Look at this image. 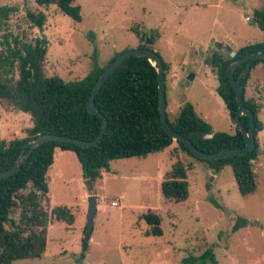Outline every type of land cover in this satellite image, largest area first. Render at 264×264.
<instances>
[{
  "label": "rangeland",
  "instance_id": "1",
  "mask_svg": "<svg viewBox=\"0 0 264 264\" xmlns=\"http://www.w3.org/2000/svg\"><path fill=\"white\" fill-rule=\"evenodd\" d=\"M75 4L80 6L81 22L60 15L54 6L39 8L35 0H0V6L17 8L7 31L23 41L44 38L45 76L65 82L85 78L94 62L102 68L116 54L145 44L133 28L148 36L156 30V42L146 45L169 66L164 78L168 120L173 121L187 102L213 133H233L215 91L216 77L205 60L220 42L229 40L236 49L264 40V33L245 21L249 8L240 0H75ZM27 11L46 14L42 29L29 26ZM259 79L247 80L245 100L258 102ZM258 119L264 123V109ZM31 125L29 115L0 103V139L24 137ZM257 139L263 150L253 163L257 190L247 197L239 194L229 166L214 173L175 141L146 158L110 162L109 171L92 190L85 185L77 159L56 150L46 173L49 202L43 206L49 214L53 207H68L73 224L51 217L43 256L12 264H191L193 260L205 264L199 257L208 249L217 264H264V129ZM176 162L189 169V197L179 204L163 200L160 192ZM90 196L95 197L96 211L82 257ZM149 211L161 218V237L146 235L142 215ZM19 215L15 208L10 218L17 221ZM240 220L247 224L232 231Z\"/></svg>",
  "mask_w": 264,
  "mask_h": 264
},
{
  "label": "trees",
  "instance_id": "2",
  "mask_svg": "<svg viewBox=\"0 0 264 264\" xmlns=\"http://www.w3.org/2000/svg\"><path fill=\"white\" fill-rule=\"evenodd\" d=\"M262 1V7L253 11L250 23L264 33V0ZM35 3L39 8L54 6L60 15L67 16L74 22H81L80 6L75 4V0H35ZM16 11L14 6H0V32L4 33L0 43V103L29 115L32 125L27 128L24 137L8 141L0 139V172L11 168L22 152L25 157L15 174L0 181V264L40 259L45 252L47 226L51 217L57 222L73 224L74 218L68 207H53L49 214L43 206V203L49 202L46 173L53 164L56 149L75 156L85 185L88 190H92L96 181L102 178L103 172L109 171L110 162L146 158L150 154L164 151L174 142L163 130L159 119L156 66L146 58L132 56L116 68L95 97L97 110L107 120L106 131L99 143L92 147H80L67 142L48 141L36 147L26 157L31 143L43 135L65 136L84 141H92L98 136L102 119L87 111V102L100 75L120 53L102 68L94 62L91 71L81 80L65 82L58 76L46 77V40L36 38L23 41L7 31L8 21ZM25 17L32 28L42 29L46 22V14L42 11H27ZM132 32L140 43H145L139 44L138 48L150 49L146 41L155 43L158 38L156 30H151L150 36L135 28ZM255 52H264V41L239 48L232 58L225 52L215 51L205 60L216 77L215 91L227 110L233 133H213L211 126L187 102L183 103L173 121H169L167 117L170 128L207 154L243 148L245 140L236 126L238 105L229 70L232 63ZM263 62L264 59L252 62L250 70ZM162 66L165 78L169 66L163 60ZM245 66L246 63H243L234 69L235 80L243 73ZM250 70L241 79L243 89ZM242 100L254 118L253 151L226 159L205 161L194 157L183 143L175 142L190 157L207 163L214 173L229 166L239 194L247 197L257 190L253 163L263 151L257 139V134L264 128L258 119L263 105L257 101L245 100L243 96ZM239 123L246 131L249 130L248 117L241 116ZM188 170L180 162L172 166L170 174L160 185L163 200L179 204L188 199ZM15 208L20 209L17 221L10 218ZM142 220L148 226L147 236L163 235L161 218L157 214L149 211L142 215ZM246 224V221L240 220L232 231ZM87 250L88 240L82 239V257ZM199 258L205 264H217L211 249L206 250ZM196 262L193 260L191 264Z\"/></svg>",
  "mask_w": 264,
  "mask_h": 264
},
{
  "label": "water",
  "instance_id": "3",
  "mask_svg": "<svg viewBox=\"0 0 264 264\" xmlns=\"http://www.w3.org/2000/svg\"><path fill=\"white\" fill-rule=\"evenodd\" d=\"M151 40H147L146 44L147 45H152ZM217 50L221 51L222 49L224 52L229 56V57H234L236 52L229 46H223L222 44H216ZM143 57L146 58L150 63L156 66V72H157V77H158V114H159V119L161 122V126L163 130L174 140V141H179L184 144V146L188 149V151L196 158L200 160H205V161H214V160H221V159H226L232 156L236 155H244L247 154L251 151L254 150L255 148V143L253 139V132H254V118L251 113V111L247 110L246 107L243 104L242 96H243V86L241 79L244 78L251 67L252 62L256 60H262L264 59V52H255L248 54L238 61L232 63V67L229 70V78L232 84V88L234 89L235 92V98L236 102L238 105V112L236 115V126L238 127L239 132L242 134L244 140H245V146L243 148L239 149H232V150H222L213 154H207L204 153L200 150H198L190 140L186 139L185 137L177 134L174 132L168 123L167 120V113H166V96H165V79L163 75V66H162V59L160 56L148 49V48H137L133 50H126L122 53H120L114 61L104 70V72L100 75L98 78L92 92L90 95V98L87 102V111L91 115H97L102 119V127L100 130V133L98 136L92 140V141H84L76 138H69L65 136H56V135H43L38 137L36 140H34L31 145H30V150L29 153L27 154L26 157L30 155V153L39 145L42 143L48 142V141H58V142H67L74 144L76 146L80 147H92L95 146L97 143H99L106 131L107 127V120L102 116V114L97 110V107L95 105V97L98 94V92L102 89L104 86L105 82L108 80V78L112 75V73L116 70V68L127 58L129 57ZM246 63L245 69L243 73L238 77L237 80L234 79V69L243 64ZM241 116H246L248 117L249 120V130L246 131L244 127L239 123V118ZM25 161V157L23 156V152L21 155L18 157L14 165L9 168L8 170H5L3 172H0V181L4 180L13 174H15L19 167L22 165V163ZM96 211V202H95V197L90 196L88 198V208H87V214H86V234L85 238L88 239L91 231H92V220L94 217Z\"/></svg>",
  "mask_w": 264,
  "mask_h": 264
},
{
  "label": "crops",
  "instance_id": "4",
  "mask_svg": "<svg viewBox=\"0 0 264 264\" xmlns=\"http://www.w3.org/2000/svg\"><path fill=\"white\" fill-rule=\"evenodd\" d=\"M240 1H241V5L243 4L244 6H247L249 8V15H246L245 21L250 23V19H251L253 11L259 10L262 7L263 1L262 0H240ZM247 18L249 20H247ZM252 27L257 28L255 26H252ZM228 42H229V40H226L225 43H223V42H220V43L224 46H226L225 44H227L229 47H231L230 43H228ZM232 49L236 52L239 48H236V49L232 48ZM216 51H218V50H216ZM253 78H256L257 80L260 78L259 81H261L260 83L257 81L256 84L259 85L257 98H258V102L263 105V108L261 109V111H262L264 109V104L262 103V101L264 100V64L263 63L256 65L253 69L250 70L249 81H251ZM261 111H260V113H261ZM262 124L264 125L263 122H262ZM56 150H58V149H56ZM56 150L54 151V156L56 154ZM70 154H72V153H70Z\"/></svg>",
  "mask_w": 264,
  "mask_h": 264
},
{
  "label": "built area",
  "instance_id": "5",
  "mask_svg": "<svg viewBox=\"0 0 264 264\" xmlns=\"http://www.w3.org/2000/svg\"><path fill=\"white\" fill-rule=\"evenodd\" d=\"M247 20H249V19L247 18Z\"/></svg>",
  "mask_w": 264,
  "mask_h": 264
}]
</instances>
